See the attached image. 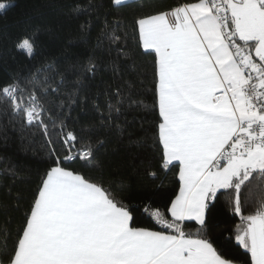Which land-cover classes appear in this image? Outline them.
<instances>
[{"label": "snow or ice", "instance_id": "obj_1", "mask_svg": "<svg viewBox=\"0 0 264 264\" xmlns=\"http://www.w3.org/2000/svg\"><path fill=\"white\" fill-rule=\"evenodd\" d=\"M135 2L113 0L116 6ZM7 7L0 2V11ZM135 23L141 54L154 55L162 167L179 169L170 216L144 209L163 230L135 226L134 209L123 199L129 194L125 182L114 191L61 166L77 160L96 166L95 155L90 142L77 149L81 141L47 107L43 98L59 92L54 77L43 74L49 66L24 86L15 81L0 88V104L25 126L40 129L49 145L60 136L71 154L55 156L52 148L54 166L42 178L11 251V233L0 226V264H234L210 238L217 227L211 202L221 189L234 193L237 214L245 202L255 205L242 217L235 240L251 264H264V0H191ZM110 39L118 43L121 37L113 33ZM18 47L29 56L34 52L28 38ZM108 108L110 116L120 111L111 103ZM186 222H195V232L186 231Z\"/></svg>", "mask_w": 264, "mask_h": 264}, {"label": "trees", "instance_id": "obj_2", "mask_svg": "<svg viewBox=\"0 0 264 264\" xmlns=\"http://www.w3.org/2000/svg\"><path fill=\"white\" fill-rule=\"evenodd\" d=\"M9 5L0 11V88L15 81L24 86L38 70L54 77L56 95L44 97L66 131L81 143L90 142L95 165L82 160L62 161L61 166L111 186H129L123 197L133 209L135 226L161 231L144 209L159 210L169 217L171 201L179 191L178 167H162L163 149L158 142V111L155 105L154 55L141 54L135 21L144 15L167 11L191 0H136L116 6L113 0H0ZM84 25L85 27H82ZM115 33L121 39L113 43ZM28 38L34 45L29 56L18 47ZM95 69L89 71V64ZM63 77V83H60ZM120 90L121 96L116 95ZM75 100L72 103L68 96ZM123 102H118L120 98ZM63 102V109L58 107ZM111 103L120 109L109 115ZM55 156L63 157L66 146L60 136L47 138L38 128L27 127L20 117L0 104V226L7 225L11 251L17 229L23 224L46 171ZM155 173L156 177L149 174ZM246 192L242 191L244 201ZM234 193L221 189L211 202V239L218 252L237 264H251L250 253L236 240L242 217L253 214L255 205L245 202L241 213L232 206ZM195 232V222H186Z\"/></svg>", "mask_w": 264, "mask_h": 264}, {"label": "crops", "instance_id": "obj_3", "mask_svg": "<svg viewBox=\"0 0 264 264\" xmlns=\"http://www.w3.org/2000/svg\"><path fill=\"white\" fill-rule=\"evenodd\" d=\"M179 194V191H178V193H177V195ZM175 199V198H174ZM153 231H156V230H153ZM234 264H237V263H234Z\"/></svg>", "mask_w": 264, "mask_h": 264}, {"label": "rangeland", "instance_id": "obj_4", "mask_svg": "<svg viewBox=\"0 0 264 264\" xmlns=\"http://www.w3.org/2000/svg\"><path fill=\"white\" fill-rule=\"evenodd\" d=\"M4 3V2H3Z\"/></svg>", "mask_w": 264, "mask_h": 264}]
</instances>
